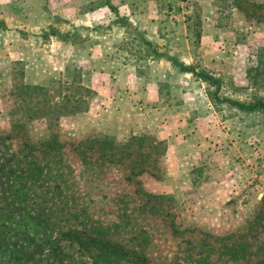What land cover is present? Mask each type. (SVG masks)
<instances>
[{
  "label": "rangeland",
  "instance_id": "1",
  "mask_svg": "<svg viewBox=\"0 0 264 264\" xmlns=\"http://www.w3.org/2000/svg\"><path fill=\"white\" fill-rule=\"evenodd\" d=\"M215 91L264 100V0H0V264H264V113Z\"/></svg>",
  "mask_w": 264,
  "mask_h": 264
},
{
  "label": "trees",
  "instance_id": "2",
  "mask_svg": "<svg viewBox=\"0 0 264 264\" xmlns=\"http://www.w3.org/2000/svg\"><path fill=\"white\" fill-rule=\"evenodd\" d=\"M107 7H109L111 10L116 12V9L113 8V6L110 5L108 2H107ZM140 42L145 44L148 47L149 52L154 53V55L156 57H159V56H157L156 52L154 50H152L151 44L146 43L141 38H140ZM162 58H165L167 61L173 63V65L181 68V70L183 69V71L191 73L193 76H196V77H198L200 79H203L204 81H209L212 84H217L218 85V82L215 81V80H212L213 78L210 77L205 72H195V69L193 67H185L182 63H179L176 59H174L172 57L162 56ZM211 98L213 100L217 99V101H219L218 97H217V91L214 92L213 97L211 96ZM221 101L222 102H227L230 106H234L235 108H237L240 111H245V112H256L257 111V112L264 113V100H262V99L257 100L254 104H246V103H242V102H239V101H233V100L227 99V98L224 99V100H220L219 102H221ZM10 138L11 137L9 135H7L5 137V139H10ZM93 143H95V145L98 146L97 151L100 152V154L98 156L99 159L103 160L104 163H106V164H114V163L119 164L120 160L113 158V156H115V152H116V150H118V148L115 145L114 146H112V145L109 146V144H112L110 139H103V140H97L96 139V140L93 141ZM47 145L50 148H54L55 147L54 146L55 144H53L51 146H49V144H47ZM101 148L104 149L107 152H101L100 151ZM89 149H91V148L89 147ZM98 242L106 243V245L108 244L107 240H103V239H101V240L96 239V243H98ZM71 244L79 245L80 243H78L77 240H74V241L71 242ZM115 246H117V244H114L113 247H115ZM114 252L115 251H113V250H111V251H109V250H107V251L106 250L105 251L101 250V251L97 252L94 255V258H95L96 261H99V262L107 261L109 259V256L113 255ZM107 254H109L108 257L106 256ZM119 256L121 257L122 254L120 253Z\"/></svg>",
  "mask_w": 264,
  "mask_h": 264
}]
</instances>
